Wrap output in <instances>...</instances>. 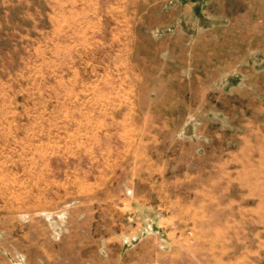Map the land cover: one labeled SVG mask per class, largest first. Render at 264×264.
Returning <instances> with one entry per match:
<instances>
[{"label":"rangeland","instance_id":"374dc122","mask_svg":"<svg viewBox=\"0 0 264 264\" xmlns=\"http://www.w3.org/2000/svg\"><path fill=\"white\" fill-rule=\"evenodd\" d=\"M0 264H264V0H0Z\"/></svg>","mask_w":264,"mask_h":264},{"label":"crops","instance_id":"0c3cea01","mask_svg":"<svg viewBox=\"0 0 264 264\" xmlns=\"http://www.w3.org/2000/svg\"><path fill=\"white\" fill-rule=\"evenodd\" d=\"M259 208V207H258ZM258 208H256V210L258 211ZM255 208H252V210H254ZM260 221H262V218L258 215L257 217H253L252 220L250 219H246V220H243V224L244 225H247V226H250L251 228L254 227V226H259L260 225ZM220 234H221V241L224 237V235L226 234V236H228L229 234V230H228V227L226 226L224 228V230L220 227ZM261 231L259 229H253L252 230V233L249 231V233L247 234L248 236L251 235V238L253 239L255 236L259 237V235H261L260 233ZM236 233V232H235ZM248 243V242H247ZM251 244L250 245V248H248L249 250L251 251H254V249L256 248V243H254L253 241H251Z\"/></svg>","mask_w":264,"mask_h":264}]
</instances>
